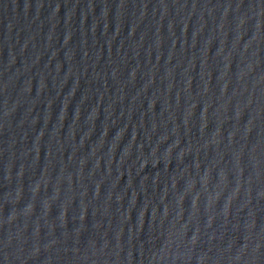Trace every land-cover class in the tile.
<instances>
[{
  "label": "water",
  "instance_id": "1",
  "mask_svg": "<svg viewBox=\"0 0 264 264\" xmlns=\"http://www.w3.org/2000/svg\"><path fill=\"white\" fill-rule=\"evenodd\" d=\"M0 264H264V0H0Z\"/></svg>",
  "mask_w": 264,
  "mask_h": 264
}]
</instances>
